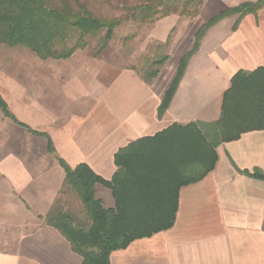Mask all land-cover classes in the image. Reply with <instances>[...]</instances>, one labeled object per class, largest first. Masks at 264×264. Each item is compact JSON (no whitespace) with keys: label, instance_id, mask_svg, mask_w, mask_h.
I'll return each mask as SVG.
<instances>
[{"label":"crops","instance_id":"crops-1","mask_svg":"<svg viewBox=\"0 0 264 264\" xmlns=\"http://www.w3.org/2000/svg\"><path fill=\"white\" fill-rule=\"evenodd\" d=\"M256 1L204 0L195 17L156 20L144 40L167 58L151 80L135 67L98 62L85 49L61 60L40 59L26 48L19 49L29 58L4 57L0 96L14 120L0 111V264H81L63 234L45 222L65 176L58 158L71 168L85 163L110 180L119 170L116 154L124 211L170 209L178 189L171 225L112 251L109 264H264V127L217 143L211 167L200 138L168 129L195 123L209 132L232 77L264 68V5L219 17ZM217 16L159 114L196 32ZM189 177L199 178L180 183ZM95 196L115 207L110 188L96 184ZM60 205L80 207L70 194Z\"/></svg>","mask_w":264,"mask_h":264},{"label":"trees","instance_id":"trees-1","mask_svg":"<svg viewBox=\"0 0 264 264\" xmlns=\"http://www.w3.org/2000/svg\"><path fill=\"white\" fill-rule=\"evenodd\" d=\"M203 2L139 0L133 6H123L120 15L105 17L94 14L85 0H0V45L26 48L40 59L61 60L77 50L85 49L88 39L97 38L96 53L99 54L107 47L114 30L123 22L134 21L144 25L172 14L195 17ZM263 5L264 0L243 3L227 9L219 17L230 13L243 15L255 12ZM216 19L218 16L196 32L192 48L181 58L177 72L163 95L159 114L166 109L185 63L196 50L201 35ZM166 58L160 56L152 61L155 68L147 71L144 75L146 80L156 77ZM0 111L13 119L1 96ZM208 126L209 132H203L195 123L184 126L172 124L168 129L184 130L188 136L193 134L200 138L205 148L203 161L210 162L211 167L216 160L214 147L217 143L236 139L248 129L264 127V68L251 73L237 72L232 77L231 86L223 95L221 115ZM48 148L53 151L50 141ZM58 160L65 176L59 200L46 214L45 222L63 234L71 248L82 257L81 264H109L112 251L126 247L135 238L167 229L173 222L177 186L173 189V206L165 211L132 212L120 207L117 182L123 163L118 154L115 155V163L119 170L110 180L96 175L85 163L71 168L62 159ZM198 178L189 177L180 180V183H189ZM96 184L111 189L115 199L114 208H105L95 196ZM65 194L78 200L79 210L72 212L63 209L60 203ZM74 214L82 215L80 222L75 221Z\"/></svg>","mask_w":264,"mask_h":264},{"label":"rangeland","instance_id":"rangeland-1","mask_svg":"<svg viewBox=\"0 0 264 264\" xmlns=\"http://www.w3.org/2000/svg\"><path fill=\"white\" fill-rule=\"evenodd\" d=\"M88 7L96 15L105 17H114L120 15L123 6H133L139 0H85ZM158 20V19H157ZM155 22V21H154ZM140 25L134 21L123 22L119 27L114 30L113 37L108 43L107 47L99 54L96 53L98 39H88V44L84 50L87 56L96 58L98 62L107 64H117L118 66H131L135 67L139 73L145 75L147 71L155 68L151 63L156 58L160 57L163 53L162 50L156 49L152 44L145 43V34L148 27L154 24ZM144 37V38H143ZM6 46L0 45V66H3L4 57L16 61L18 58H29L30 55L19 54L7 55L1 53ZM75 221L80 222L82 215L74 214Z\"/></svg>","mask_w":264,"mask_h":264}]
</instances>
